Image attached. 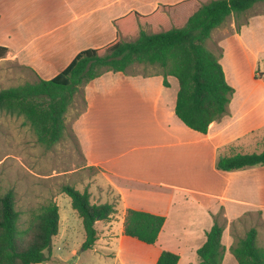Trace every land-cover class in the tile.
I'll return each instance as SVG.
<instances>
[{
	"label": "crops",
	"instance_id": "1",
	"mask_svg": "<svg viewBox=\"0 0 264 264\" xmlns=\"http://www.w3.org/2000/svg\"><path fill=\"white\" fill-rule=\"evenodd\" d=\"M198 2L0 0V46L9 49L0 62L13 61L35 79L51 80L82 51L101 49L124 36L131 41L141 29H162L160 22L184 23ZM256 6L240 31L232 17L212 33L219 32L220 62L235 93L229 115L212 123L207 134L187 127L176 115L179 81L174 76L167 77L166 86L161 71L144 75L129 69L106 73L85 87V109L71 124L83 170L97 172L84 188L93 204L116 209L111 222H101L106 230L99 231L90 249L98 259L156 264L169 251L179 255L178 264H199L197 251L222 214L227 220L223 264H238L230 252L232 223L252 215L264 224V166L217 169L221 153L246 154V149L264 147V66L260 69L258 62L264 52V3ZM135 14L143 17L142 25ZM118 20H123L121 29ZM232 44L246 52L244 66L230 59L227 45ZM130 209L166 218L156 244L123 234ZM116 221L123 225L117 246Z\"/></svg>",
	"mask_w": 264,
	"mask_h": 264
},
{
	"label": "trees",
	"instance_id": "2",
	"mask_svg": "<svg viewBox=\"0 0 264 264\" xmlns=\"http://www.w3.org/2000/svg\"><path fill=\"white\" fill-rule=\"evenodd\" d=\"M264 0H208L200 4L184 25L172 26L160 22L162 29L146 32L141 29L131 41L126 36L101 49H89L77 55L73 62L51 80L0 91V112L24 117L37 134L40 143L52 149L67 130V113L76 96L95 79L109 72L125 73L135 64L159 67L168 86L167 77L179 81L175 112L189 128L207 134L212 123L230 113L235 89L226 80L219 55L206 46L212 33L224 28L235 17L237 31L247 23H240L247 13ZM134 18L141 25L143 17ZM138 16V17H137ZM124 20V19H123ZM123 20L117 24L121 29ZM9 53L0 46V60ZM264 166V151L260 153H221L217 169L232 172ZM72 207L82 219L85 231L83 250L92 249L99 240L97 222L109 223L116 213L113 204H93L88 190L81 192L64 185ZM60 208L49 201L38 212H32L27 226L21 227V214L16 208L13 189L3 194L0 184V264H46L52 258L53 244L60 233ZM244 219L236 222L242 223ZM166 218L147 212L128 210L125 236L154 245L159 239ZM227 220L220 214L207 232L205 244L197 251L199 264H223L226 247L222 243ZM238 264H264V248L258 245V230L251 228L243 237L235 239L230 248ZM179 255L163 251L156 264H178Z\"/></svg>",
	"mask_w": 264,
	"mask_h": 264
},
{
	"label": "rangeland",
	"instance_id": "3",
	"mask_svg": "<svg viewBox=\"0 0 264 264\" xmlns=\"http://www.w3.org/2000/svg\"><path fill=\"white\" fill-rule=\"evenodd\" d=\"M202 3L203 1L199 0L198 4ZM246 18H242L240 23L245 22ZM183 22L181 25L186 21ZM218 34L219 32H215L206 44L207 48L217 55L221 52ZM227 49L231 60L244 62L242 66L247 63L246 52L240 45H227ZM258 62L262 69L264 52L258 54ZM159 71L161 69L158 66L144 64H135L130 69L132 73L144 75ZM36 81L37 79L27 69L17 63L0 62V91ZM84 109V96L83 93H79L67 113V130L63 139L50 150L39 142L37 134L24 117L0 112V184L3 194L11 189L16 193V208L21 214V227L27 226L32 212H38L49 201H55L60 208V234L53 244L52 258L46 264H113L110 260L98 259L91 250H83L85 231L82 219L73 209L71 199L61 193L64 185L74 186L84 192L87 180L97 173L93 169L89 173L83 170L85 163L81 149L71 130L72 122ZM263 151L264 147L258 146L257 149H246L243 152ZM259 219L257 216L248 215L242 223L236 222L235 226H232L233 238L243 237L246 231L256 228L260 232L258 245L264 248V224ZM122 227L120 221L113 224L117 238L116 242H113L115 246L119 243L118 237L121 235ZM96 228L102 232L106 230L101 222L97 223ZM129 250L127 244L124 251L127 253Z\"/></svg>",
	"mask_w": 264,
	"mask_h": 264
}]
</instances>
